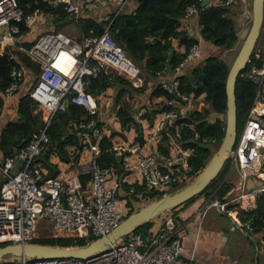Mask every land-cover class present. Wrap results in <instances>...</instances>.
I'll list each match as a JSON object with an SVG mask.
<instances>
[{"label":"built area","instance_id":"obj_1","mask_svg":"<svg viewBox=\"0 0 264 264\" xmlns=\"http://www.w3.org/2000/svg\"><path fill=\"white\" fill-rule=\"evenodd\" d=\"M54 8L63 10L75 21L84 11L97 3L112 6L104 17L105 28L98 35L74 39L63 30L40 34L30 48L22 47V27L33 29L47 16L37 10L26 14L17 0H0V55L5 50H15L26 55L39 66V73L28 96L49 114L45 128L15 156L0 161V247L31 243L36 233L52 228L54 237H74L90 240L109 235L131 211L133 205L146 203L153 193H163L195 178L192 165L194 151L186 148L179 121L194 108L192 97L180 91L179 76L186 67L201 56V40L190 49L185 60L174 70L173 78L163 84L172 95L171 100L158 99L163 108L149 115L140 109L136 121L140 125L139 137L130 142H115L114 156L120 160L119 168H103L100 160L105 152L102 142L109 139L106 122L87 92L89 79L104 71H114L135 88H142L145 79L141 68L127 55L112 34V26L136 0H44ZM202 3V0H199ZM226 7H248L249 0H225ZM137 7L133 14H136ZM197 5L186 8L182 23L199 14ZM201 31V27H200ZM153 42V38H146ZM256 48L248 71L242 76L257 86L252 105L242 122V131L228 161L229 171L238 169L240 184L227 195L220 196L219 188L208 197L201 196L200 208L207 213L217 210L232 216L230 205L244 203L247 211L257 207L253 195L264 196V48ZM25 70L13 69L12 84L7 88L4 102L14 98L26 83ZM165 71L157 73L162 77ZM152 82L148 83L152 87ZM163 101V102H162ZM70 105L85 109L86 114L73 123V133L83 145V150L68 148L71 162L77 157L83 169L67 173L65 177L50 176L43 157L52 146L48 129L59 112ZM160 109L162 107H153ZM98 112V118L92 114ZM3 107L0 106V117ZM128 129V128H127ZM131 129V127H129ZM137 131V130H130ZM129 131V132H130ZM199 133L193 140L199 141ZM212 144L216 140H210ZM204 142V143H209ZM88 152L87 159L83 156ZM84 178H88L86 182ZM249 179L251 190L246 189ZM224 181V182H225ZM238 190V196L232 198ZM236 195V194H235ZM125 203V209L124 205ZM234 217L235 221H237ZM233 218V216H232ZM244 224V222H242ZM252 229V222L245 223ZM15 264H198L194 257L188 259L178 233V227L168 216L148 237L132 233L124 240L110 246L107 251L91 259H29L12 261Z\"/></svg>","mask_w":264,"mask_h":264},{"label":"trees","instance_id":"obj_2","mask_svg":"<svg viewBox=\"0 0 264 264\" xmlns=\"http://www.w3.org/2000/svg\"><path fill=\"white\" fill-rule=\"evenodd\" d=\"M17 1L26 14L39 10L47 16L43 23L31 30L22 27V47L30 48L40 34L46 31L58 30L68 20L69 15L63 8H54L44 0ZM221 1L224 3L225 0ZM249 1L251 2L252 0ZM136 3V14H133V8H128L113 24L112 34L127 55L141 68V77L145 79V86L135 88L117 73L111 76L110 71L103 70L97 78L89 79L87 92L98 106L99 97L107 94L109 90H112V92L117 91L116 96L113 98L114 102L110 107L115 110L123 128L135 126L139 130L140 125L136 121L137 113L140 109H143L142 107H152L145 103L139 108L134 107L131 102L135 98L134 93L138 95L137 99H140V97L148 98L147 100L149 101L153 100L154 106L162 107L155 110L149 108L148 114L143 118H149L150 114L153 115L168 109L163 108L165 106L162 103H158V99L171 100L173 98L172 95L164 91L162 88L163 84L173 78L175 68L185 60L190 49L197 42L193 38L182 41V38L187 33L181 30L186 8L190 5H197L200 10L196 19L199 28L201 27V37L204 42L211 44V47L215 48V52L195 67L192 65L193 62H191L186 67V69H189L187 73L183 72L186 69L181 72L179 76L180 91L192 97L194 108L187 112L186 118L178 122L181 125V134L187 140L184 146L194 151L192 165L195 176H197L217 152L226 129V81L232 63L222 57L214 56V54L219 50L225 53L236 49L240 50L242 45L239 39L240 29L237 24V15L240 11L243 14L249 7H226L221 4L202 8V3L199 0H142ZM233 8L236 9L231 11ZM93 18V16L91 18L90 15L83 14L78 21L72 20L76 22L81 33L85 36L98 35L105 28L106 23L98 20V22L94 21ZM143 27L146 28L145 37L153 38V42H147L148 48L141 42L139 36V30ZM213 39L215 40L214 43H212ZM173 40H176L180 46H185L186 49L184 53L174 50L170 61L171 71L169 72V56ZM248 67L240 74L236 84L238 127L239 125L242 126L257 90L256 84L242 77L248 71ZM13 69L30 71L27 86L35 82L39 73V66L26 55L15 50H5L4 55H0V104L5 103L6 90L13 82L11 77ZM161 71H165V74L162 77H158L157 73ZM149 82L153 83L150 90L151 93L145 94L147 87L149 89ZM27 88L25 87V92L21 90L18 93V96H20L18 107H16L18 118L8 122L0 136V150L4 159L15 156L16 152L25 148L34 136L45 128L48 121V112L39 107L28 96ZM85 114L86 111L82 107L70 105L66 111L55 115L47 131L52 146L50 153L43 157L46 166L51 169L50 176L55 177L58 174L52 172L50 164V156L52 154L55 153L62 162L71 163L68 148L75 147L77 150H83L84 147L74 135L72 126ZM92 117L99 119L98 112L92 114ZM196 132L200 135L199 141L193 140ZM210 140H216V143L212 144L209 142ZM102 149L105 154L100 160L101 166L103 168H119L121 166L120 160L114 156L113 145L109 139H105L102 142ZM78 158L74 160V163H78ZM227 168L228 165L203 195H208L209 190L214 192L219 188L220 196H224L236 188L237 182L230 179L218 187ZM235 171L234 169L232 173ZM84 179L85 182L88 180V178ZM182 186H174L163 193H153L150 199L146 203H141V205H135L134 203L132 205L129 202L131 211L128 216L136 212L139 207L145 206L166 194L173 193ZM197 198L188 204H191ZM252 199L256 201L257 207L252 211L242 212L240 219L242 222H252L256 232H264V196L253 195ZM240 206L244 207V203L241 202ZM152 227L153 222L146 223L139 227L136 233L148 237ZM93 240H96V238L86 240L74 237L49 236L35 238L32 243L75 248L86 246ZM0 264L15 263L4 261Z\"/></svg>","mask_w":264,"mask_h":264},{"label":"crops","instance_id":"obj_3","mask_svg":"<svg viewBox=\"0 0 264 264\" xmlns=\"http://www.w3.org/2000/svg\"><path fill=\"white\" fill-rule=\"evenodd\" d=\"M136 2L138 1L136 0L129 9L133 8L134 10V8L137 7ZM221 4V0H211L208 7L219 6ZM112 9V6L105 3H97L89 7L83 14H88L91 18L93 16L94 21L98 20L99 22H104V17L110 14ZM235 9L236 8H233L231 11ZM60 30L65 31L68 35L70 34L71 37L77 40H81L85 37V35L81 33L76 22L72 20V17L70 16L68 17V20L62 24ZM181 30L187 33V35L193 34V39L195 41L202 39L196 17L190 20L189 23H182ZM201 41H203V39ZM171 45L177 52H185V46H180L176 40H173ZM214 49L215 48L211 46H202L201 57H199L198 60L193 61L192 65L194 67L199 65L204 59L215 52ZM188 70L189 69H186V71L184 70L183 72L187 73ZM110 72L112 73L114 71ZM29 73L30 71L28 70L25 72L26 83L22 88V90H24L25 87H28L26 89L27 93L33 85V83L30 86L26 85L28 84L27 79ZM151 89L152 87H149V90ZM23 92H25V90ZM111 93L112 90H109L107 94L99 97V103L101 105L100 114H102V118L104 122H106V130L108 132L109 140L115 142H130L136 139L137 136H140L139 130H137L135 126L131 129L123 128L121 126L115 110L113 107H110L111 104L107 105V103H105V98ZM19 99L20 96L16 95L4 104H0V106L3 107V113L0 117V136L5 125L18 118L16 107H18L17 104ZM142 108L147 112L149 108L151 110L157 109L153 107ZM132 129L137 131H130ZM83 156L87 159L89 153L86 152ZM3 159L4 157L0 150V161ZM50 164L52 166V172L58 173L57 176L62 177H65L67 173L72 174L74 171L83 169L84 167L81 163L62 162L55 153L50 156ZM48 170L50 175L51 169L48 168ZM229 179L236 181L238 184L237 186H239L240 177L237 171L233 174L231 173ZM1 184L2 179L0 178V185ZM216 191L217 190L214 192ZM235 192L236 193L233 192L232 198L240 194L238 190ZM238 192L239 194H237ZM208 196L209 195H205L203 197ZM200 198L201 197L191 204L175 209V212L172 211L165 214L163 217L156 219L153 221V227L150 231H155L164 218L169 216L178 227V233L184 248V255L188 259L194 257V260L198 264H264V232H256L255 226L252 225V229H249L244 225L246 222H244V224L242 223L240 219L241 214L247 210L244 207H241L240 204L230 205L229 209L231 210V213L234 211L232 214L233 218L232 216L230 217L226 213H220L217 210H209L207 213H204L200 208ZM236 214H238V222L234 219V217L236 218Z\"/></svg>","mask_w":264,"mask_h":264},{"label":"water","instance_id":"obj_4","mask_svg":"<svg viewBox=\"0 0 264 264\" xmlns=\"http://www.w3.org/2000/svg\"><path fill=\"white\" fill-rule=\"evenodd\" d=\"M137 1L141 2L142 0ZM210 1L211 0H202V8L208 7ZM248 7L250 9L244 11V16L251 18V24L250 27L244 29L239 34L242 46L230 68L226 81L227 113L225 134L217 152L214 154L208 165L183 188L178 189L173 193L166 194L130 214L106 237L97 238L86 246L75 248H62L32 242L7 245L0 247V263L4 261L12 262L22 258L91 259L95 255L107 251L110 246L124 240L130 234L135 233L142 225L153 222L156 219L163 217L165 214L188 204L195 198L203 195V193L209 189L214 181L218 179L222 171L227 167L228 161L233 156V150L238 138V111L236 102L237 80L240 74L248 67L256 48L260 45V41L264 36V0L249 1ZM249 11L251 16H248ZM145 33L146 28H140V40L148 48ZM193 37V34L186 35L182 38V41H186ZM214 42L215 40L213 39L212 43ZM173 53L174 49L172 48L169 56V72L171 71L170 61L172 60ZM114 75L115 73L112 72L111 76ZM236 171L239 174L238 169H236ZM252 187L253 181L252 179H249L246 183V189L251 190Z\"/></svg>","mask_w":264,"mask_h":264},{"label":"rangeland","instance_id":"obj_5","mask_svg":"<svg viewBox=\"0 0 264 264\" xmlns=\"http://www.w3.org/2000/svg\"><path fill=\"white\" fill-rule=\"evenodd\" d=\"M250 9V8H249ZM243 13V12H242ZM248 16H251V13H250V11H249V15ZM237 18H238V20H237V24H238V26H239V29H240V33L244 30V29H246V28H248V27H250V24H251V18H247L246 16H244V13L243 14H241V11L239 12V14L237 15ZM68 34V33H67ZM70 35V34H69ZM261 43H260V47H262L261 45H263L264 44V36H263V38L261 39V41H260ZM201 45L203 46V47H205V46H211V44H209V43H207V42H203V41H201ZM241 45H242V42H241ZM238 50L236 49L235 51H232V52H228V53H225V52H223V51H221V50H219L218 52H216L215 54H214V56H218V57H222L224 60H226V61H228L229 63H232L233 64V62H234V60H235V58H236V56H237V54H238ZM232 66V65H231ZM27 83H29L28 81H27ZM116 92L117 91H113L111 94H108L107 95V97L105 98V103H107V105H112V103L114 102V97L116 96ZM148 93H151V91L148 89V87H147V91H146V93L145 94H148ZM135 94V98H134V100L133 101H131L132 102V104H133V106L134 107H140L141 105H143V103H145V104H148L149 106H152V107H156V106H154V104H153V100H151V101H149V100H147L148 98H141L140 97V99H137L138 97V95L136 94V93H134ZM110 99H109V98ZM108 98V99H107ZM147 100V101H146ZM103 103H104V101H103ZM241 131H242V126H240L239 125V127H238V134H240L241 133ZM230 167V166H229ZM229 167L227 168V170H226V173H225V175H224V177L222 178V181H220L219 182V184H218V187L222 184V183H224V181H225V177H226V174H227V172L229 171ZM233 174V173H232ZM184 186H186V184L185 185H183L181 188H183ZM180 188V189H181ZM208 195H210V194H212L213 192H211L210 190L208 191ZM204 194V193H203ZM205 195H207V194H205ZM205 195H203V196H205ZM202 195H200V197H201ZM199 198V197H198ZM197 198V199H198ZM196 199V200H197ZM195 200V201H196ZM123 205H124V209H125V203H123ZM141 205V204H140ZM143 206H141V207H139L138 208V210L140 209V208H142ZM174 212H175V210H173ZM49 236H53V231H52V228L50 227V226H48V228L46 229V230H43V231H39V232H37L36 233V237L38 238V237H49Z\"/></svg>","mask_w":264,"mask_h":264}]
</instances>
